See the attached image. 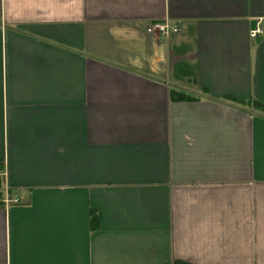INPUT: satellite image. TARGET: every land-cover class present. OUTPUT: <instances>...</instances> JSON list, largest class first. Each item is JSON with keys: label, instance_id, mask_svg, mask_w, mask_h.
<instances>
[{"label": "crops", "instance_id": "1", "mask_svg": "<svg viewBox=\"0 0 264 264\" xmlns=\"http://www.w3.org/2000/svg\"><path fill=\"white\" fill-rule=\"evenodd\" d=\"M0 172V264H264V0H0Z\"/></svg>", "mask_w": 264, "mask_h": 264}, {"label": "built area", "instance_id": "2", "mask_svg": "<svg viewBox=\"0 0 264 264\" xmlns=\"http://www.w3.org/2000/svg\"><path fill=\"white\" fill-rule=\"evenodd\" d=\"M168 29H169V26H168L167 24H163V23H161V22H154V23H152L150 26H148V31H149V32H151V31H153V30L162 31V32H167ZM173 30H174V31L177 30V27L173 28ZM262 32H263V29H262L261 27L257 26L255 29L251 30L250 35H251L252 37H254V36H257L258 34H260V33H262ZM0 176H1V172H0ZM2 200H3V199L0 198V202H1ZM4 200H5V201H8V200H10V199H8V197H7V198H5ZM15 200H17V199H15Z\"/></svg>", "mask_w": 264, "mask_h": 264}, {"label": "trees", "instance_id": "3", "mask_svg": "<svg viewBox=\"0 0 264 264\" xmlns=\"http://www.w3.org/2000/svg\"><path fill=\"white\" fill-rule=\"evenodd\" d=\"M184 96H185L184 93H178L176 98H184ZM0 184H1V182H0Z\"/></svg>", "mask_w": 264, "mask_h": 264}]
</instances>
